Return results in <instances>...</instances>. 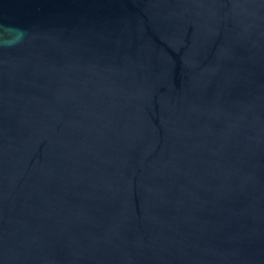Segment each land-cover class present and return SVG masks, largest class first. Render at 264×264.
I'll use <instances>...</instances> for the list:
<instances>
[{
  "label": "water",
  "instance_id": "1",
  "mask_svg": "<svg viewBox=\"0 0 264 264\" xmlns=\"http://www.w3.org/2000/svg\"><path fill=\"white\" fill-rule=\"evenodd\" d=\"M0 264H264V0H0Z\"/></svg>",
  "mask_w": 264,
  "mask_h": 264
}]
</instances>
